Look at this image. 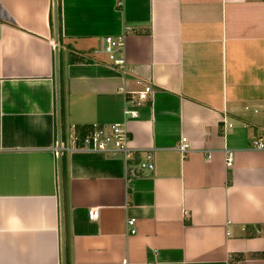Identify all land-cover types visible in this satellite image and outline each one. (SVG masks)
<instances>
[{"label": "crops", "instance_id": "0c3cea01", "mask_svg": "<svg viewBox=\"0 0 264 264\" xmlns=\"http://www.w3.org/2000/svg\"><path fill=\"white\" fill-rule=\"evenodd\" d=\"M146 84L131 158L55 155ZM263 124L264 0H0V264H264Z\"/></svg>", "mask_w": 264, "mask_h": 264}, {"label": "built area", "instance_id": "2783aa9c", "mask_svg": "<svg viewBox=\"0 0 264 264\" xmlns=\"http://www.w3.org/2000/svg\"><path fill=\"white\" fill-rule=\"evenodd\" d=\"M105 41V49L109 53V58L112 59V61L116 65L124 66L125 59L122 54L124 41L121 36L115 38L111 35H107L105 37ZM152 89L153 88L151 84H146L143 89L136 92V96L129 95L125 97L123 108L125 120L115 121L108 126L93 123L91 124L89 129L83 133L77 131L76 129H72L67 132L66 140H62L60 134L58 133V137L55 141L54 146L55 155L57 157H60L63 152L70 149L86 148L109 153H121L125 158H131L134 152V148L129 146L128 144V128L126 125V120L130 117H136L138 115L139 105L148 97V95L152 92ZM251 148L264 151V124L260 133L253 138ZM178 149L181 151H187L189 149V143L186 140V137H183L179 142ZM233 155V150L225 149V161L229 166L232 164ZM210 156L211 152L208 150L207 157L210 158ZM153 165L154 163L152 161V152L150 150H147L145 151V158L135 163L134 168L139 172H143L145 169H151ZM129 167V169L132 168V166ZM98 215V207L95 206L89 208V218L95 219L98 217ZM135 221L136 218L134 216H128L126 218V226L128 231L131 233L136 231Z\"/></svg>", "mask_w": 264, "mask_h": 264}, {"label": "trees", "instance_id": "16d2710c", "mask_svg": "<svg viewBox=\"0 0 264 264\" xmlns=\"http://www.w3.org/2000/svg\"><path fill=\"white\" fill-rule=\"evenodd\" d=\"M53 24L52 18H51V25ZM57 31L60 34V9L59 6H57ZM60 104H61V112H62V97H60ZM68 264V262H67Z\"/></svg>", "mask_w": 264, "mask_h": 264}, {"label": "water", "instance_id": "95a60500", "mask_svg": "<svg viewBox=\"0 0 264 264\" xmlns=\"http://www.w3.org/2000/svg\"><path fill=\"white\" fill-rule=\"evenodd\" d=\"M54 18H55V22H56V14H55ZM55 79H56V86H57V90H58L59 83H58V62H57V59H56ZM57 112H58V115H59V103H58V106H57Z\"/></svg>", "mask_w": 264, "mask_h": 264}]
</instances>
